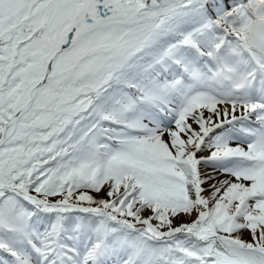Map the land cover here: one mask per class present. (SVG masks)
I'll use <instances>...</instances> for the list:
<instances>
[{
	"label": "rangeland",
	"instance_id": "rangeland-1",
	"mask_svg": "<svg viewBox=\"0 0 264 264\" xmlns=\"http://www.w3.org/2000/svg\"><path fill=\"white\" fill-rule=\"evenodd\" d=\"M7 2H9L10 5L7 6V8L12 11H10V13L8 14V17L6 19L7 22H9V20H11L12 17H16L18 19V17H20V14L23 12V9L26 5H28V3L31 2H35L39 0H5ZM87 1V0H85ZM261 0H257L256 5H255V10L256 8L259 7ZM79 3H82V0H65V2L63 3V5L61 7H59L58 5V0H41L40 1V5H41V10H42V14H45V12L49 11V12H59L58 16L64 17L66 19H69L68 17L71 15L70 10L68 9L69 6L73 5H77ZM44 4V7H42V5ZM12 7V9H11ZM46 7H48L47 9H45ZM174 9L168 10L167 15L166 16L168 19H166V23L165 25H169L172 29L176 28L174 26L176 25H180L182 24L184 17L187 16V11L184 7H178L176 13L172 16V14L174 13ZM245 14H248V12L246 11V9H244ZM264 14V13H263ZM66 15V16H65ZM154 15V14H153ZM60 17V18H61ZM59 19V17H58ZM153 19V16H150L147 19V22H150ZM156 19V17H154L153 21ZM114 21H108L106 23H113ZM165 25H163L164 27H166ZM242 25H244V23H242ZM239 26L241 27V25L239 24ZM195 28V27H194ZM194 28L191 29H185L183 31H181V33H183V40H179L178 43V47L181 46V43L187 41L189 34L194 30ZM131 29L128 26L125 27H113L112 25L107 26V33H108V38L106 40V42L104 44H101L103 42H99L100 40H96L97 38H94V40H90V41H86V39H83V41H81L77 48L73 49L70 52L64 53L62 54V56L59 58L58 62H57V66H56V72L58 74H63V72H69L70 70L73 69L74 64L76 63V61L78 60L77 58H80L82 60V62H84L87 65H93L98 62V67L94 68L91 66L92 69H96V79L91 81L90 83L94 84V89H91L89 91L86 90L83 95H81L75 102L74 101H70L65 103L64 107H60V106H55L53 109H49L47 107H44L43 109L39 110L38 113L34 116L33 121L29 123V127L30 125H32L34 122L36 123L35 126L36 128H32V132H28L30 133V136L27 138H30L32 136H34V133L37 132V128H40V125L42 124L41 121L44 120V118L46 117H50L52 115H54L55 111L57 110H61L58 115L56 113L54 119H52V123L54 126H56L58 129H61L63 132H69L70 134L67 136L68 140L66 142V147H69L72 142H73V137L72 134H85L87 133V131L91 128L90 124H91V119L87 116H84L83 114H78V112H80L83 109H86L89 105H94L95 106V111L100 110L102 108L105 107V105H107V103L110 100H113L116 96H118V93L120 92V88L119 87H113L112 85L108 84V82H102V80H104V78L106 77L107 74H111V73H115L118 68H116L117 62L112 64H103L101 63V61L99 60V58H101L102 56H99V58L97 57V54H99L101 52L100 49H103L102 52H105L106 49L109 50H116L117 47V39H116V34L115 32H120V31H124V30H128ZM171 31V30H170ZM174 31V30H172ZM173 36V34H172ZM38 40V37H37ZM136 38L133 37V41L129 40L128 44L126 46L123 47L124 50L121 51V55L123 57L124 60H130V63H132L136 57L137 54L133 55V51H134V43H135ZM174 41L173 39H169L165 42L164 47L167 48L169 45H173ZM183 45V44H182ZM182 54H187L188 53V49L187 47H183L182 49H180ZM89 52V53H88ZM91 55H95V56H91ZM194 54H191L190 57H193ZM114 60L116 59V57L114 56L113 58ZM109 65V68L107 67ZM104 67V68H103ZM131 64L128 66L127 70H130ZM127 70L124 72L123 77H127ZM27 71V75H30V71ZM245 74V72H244ZM64 81V80H63ZM62 81V82H63ZM57 82V79H53V81H51V86L53 87V85H55V83ZM94 91H96L94 93ZM74 102V103H72ZM205 102H207V99H205ZM237 107H241V105H238ZM243 107V106H242ZM58 112V111H57ZM95 116V115H94ZM96 119V116H95ZM198 117L196 115L190 117V118H186L183 120V122L181 123H174L173 126L176 127L177 132L180 135V140L183 142V147L184 148V144H186L187 148L191 149L195 147L196 144V140L193 138L196 136L197 132L196 131H192L190 130V128L188 127L187 122H191L193 125L196 124ZM50 122V119L47 121ZM76 126L78 127V129L75 131ZM170 128V127H169ZM91 130V129H90ZM200 131V130H198ZM33 134V135H32ZM60 133H57L55 136H59ZM170 137V136H169ZM193 138V139H192ZM196 138V137H195ZM158 137L153 134L151 139L149 140L150 144H154L155 146L159 147L162 144H159L157 142ZM194 140V141H193ZM185 141V142H184ZM223 145L221 146L220 149L222 151H231V152H238V149L232 148L231 146V141L229 140H223ZM189 144V145H188ZM158 149V150H159ZM110 150V149H109ZM108 150V151H109ZM219 150V149H218ZM117 154L120 155V153H124L125 156L127 157H131V159H135V160H140L139 158H142L141 153L140 152H136V154L133 153H129L128 151L124 150L123 148H118L115 150ZM180 151V152H179ZM182 150H171V154H178V156L180 157H185L184 154L181 153ZM256 153H259L258 151H256ZM20 159V157L18 158V160ZM130 159V160H131ZM135 163V162H134ZM170 163V162H169ZM18 165L22 166L21 163L17 164L16 170L19 172L20 171L18 168ZM173 165V164H172ZM176 166V165H175ZM14 168L12 167H8L6 169V172H11L12 170H14ZM167 168H172L170 166H162L161 169H167ZM263 168V165L260 164L259 170ZM174 169V167H173ZM14 170V171H16ZM217 170V169H216ZM243 176L239 175V177H229L227 180H225L222 184L223 185H227V186H221V182H219L220 179V174H214V170H212L211 168H205L203 169V174L209 178H207V183L206 185V191H207V195H209L212 198V193L215 190H218L219 186L223 187L221 188V193H219L218 197L220 199H225L227 198V201L231 200L232 203H230V210L229 213H234L235 212V208L238 209L240 214V222L244 223L246 225V216H249L248 214L252 213L253 210H258L261 213H264V202L262 203H258L255 202L253 200H251L249 198L250 193L252 190H254V188L257 187V184L252 181V176L249 172H246L245 170L243 171ZM214 174V175H213ZM222 174V173H221ZM179 175H181L183 181H177V184L174 185V181H173V186L174 188H176L177 190H181V192L183 194L186 193L187 190V180L190 178L189 175V171L185 168L182 164V170L179 171ZM223 177V176H222ZM241 177H244L243 179ZM250 177V178H247ZM169 178V177H168ZM236 191L238 193H233L232 191ZM108 192V191H107ZM107 192H105L103 194L102 197H105L107 195ZM261 206V207H260ZM30 208L28 205H24L22 204L21 209L16 210V212H14V204L11 206H6L2 212L1 215L3 217L8 216L10 220H8L7 218H5L3 220V223L0 224V238L5 241L8 242L9 244H16V246L18 247H23L26 248L25 244H24V236L25 234H27V214L30 212ZM191 209L188 208L187 209V216H189V211ZM191 213V212H190ZM186 215L185 214H177V217L175 219H173V221L171 222L172 228L173 226H177V224H179V222L184 221L186 219ZM125 220H130V219H125ZM131 221V220H130ZM72 229V228H71ZM246 229V233L242 234V232H238L235 235L240 237L241 235H243L244 237H240V239L245 240H249L250 242H252L255 238V236L259 233H257V230L250 231L249 228H245ZM261 229V227H260ZM157 230H160L159 228H157ZM17 231V232H15ZM163 231V230H162ZM166 231V230H165ZM75 235V234H74ZM114 237L116 238V235H114ZM241 245L242 244H238ZM71 247V246H68ZM239 252V256L237 258H235L232 255L228 254L227 255V260L225 261V264H235V263H240V260L243 258H247L248 260L254 262L256 257H259V255L251 250L246 249L245 247L239 248L237 249ZM233 251L235 252L236 250L233 249Z\"/></svg>",
	"mask_w": 264,
	"mask_h": 264
},
{
	"label": "bare ground",
	"instance_id": "bare-ground-1",
	"mask_svg": "<svg viewBox=\"0 0 264 264\" xmlns=\"http://www.w3.org/2000/svg\"><path fill=\"white\" fill-rule=\"evenodd\" d=\"M184 1H189V0H184ZM210 1H214V0H210ZM209 1V2H210ZM208 2V4L206 3L205 4V6L203 7V8H205V10L209 13V12H211L212 10H215V6L214 5H212L211 3H209ZM204 3H205V0H204ZM125 4L126 5H123L124 7H125V10L128 8L127 6H129L130 5V1L128 0L127 2H125ZM93 5H90V6H87V7H84L85 9H84V11L85 10H89V11H92L93 10ZM84 11H82L81 13H78L77 15H76V17L74 18L75 19V21L76 22H78L79 20H80V17H81V15H82V13H84ZM217 11V10H216ZM20 30H23V27H21V28H19V31ZM19 31H17V32H19ZM205 114H207L206 112H204ZM219 115L220 114H226V113H228V114H226V115H231V116H229V117H232V116H235L236 114H233L229 109H228V107H225V108H220V110H219ZM216 118V117H215ZM215 118H210V117H206L205 119L206 120H208V121H205L204 123H202V122H198V124H191V123H188V126H189V128L192 130V131H194V130H196L197 128H199V129H204V127H205V124L207 125V126H211L212 124H215V122L216 121H218V120H215ZM224 118H222V120H223ZM234 129V130H233ZM233 129H231V128H229V127H227L226 129H225V131H224V133H226L227 134V132H229V133H236L237 132V130H235V128H233ZM157 131L155 132L156 134H157V136H158V139H157V142L159 143V144H162V146H164L167 150H171V148H170V143H169V140H168V138H169V135H170V133L172 132V133H175V134H177V132H176V129L173 127L172 129H171V131L170 130H163V128H158V129H156ZM178 135V134H177ZM175 138H177L178 140H179V143H180V145H179V147H180V149L183 147V143L180 141V139L178 138V137H176V136H174ZM206 143L200 148V150H199V154L197 155V157H205L206 156V150L209 148V145H210V143L208 142V140H206L205 141ZM174 143H177V144H179L178 143V141L177 140H174ZM196 147H197V145H196ZM195 147V148H196ZM231 147H236V148H238V147H240V148H242V150L241 151H243V152H246V153H249V151H248V147L246 146V145H244L243 146V144H241L240 145V143H237V142H235V141H233L232 142V145H231ZM192 150H195V149H190V150H188V148H184V150L182 151L183 152V154L184 155H186V156H188V155H190L191 154V151ZM206 152V153H205ZM263 156H264V154H262ZM199 169H200V166L198 167ZM228 178L227 177H220V179H219V181H221V182H223V181H225V180H227ZM18 185L21 187V188H23L24 186H25V182L24 181H20V182H18ZM1 191H0V195H1ZM205 216V209H204V207H199L198 208V211L196 212V214H195V217H199V218H205L204 217ZM13 252L16 254V256L15 257H17V259L19 260V261H21L23 264H79L77 261H76V257H68L67 255H66V259H64L63 260V262H61V263H59L58 261L57 262H55V263H48V261H45V260H40V258H35V259H31V261H29V262H27V260L25 259V258H22L21 256H20V254L18 253V252H16L15 250H13ZM127 256V255H126ZM16 260H11V261H8V264H16ZM92 264V263H91ZM100 264V263H99Z\"/></svg>",
	"mask_w": 264,
	"mask_h": 264
},
{
	"label": "trees",
	"instance_id": "trees-1",
	"mask_svg": "<svg viewBox=\"0 0 264 264\" xmlns=\"http://www.w3.org/2000/svg\"><path fill=\"white\" fill-rule=\"evenodd\" d=\"M79 194H82V192L81 193H79ZM90 196H89V198L91 197V196H93L94 197V193H88ZM91 202V201H90Z\"/></svg>",
	"mask_w": 264,
	"mask_h": 264
},
{
	"label": "water",
	"instance_id": "water-1",
	"mask_svg": "<svg viewBox=\"0 0 264 264\" xmlns=\"http://www.w3.org/2000/svg\"><path fill=\"white\" fill-rule=\"evenodd\" d=\"M6 126H8V125H6Z\"/></svg>",
	"mask_w": 264,
	"mask_h": 264
}]
</instances>
